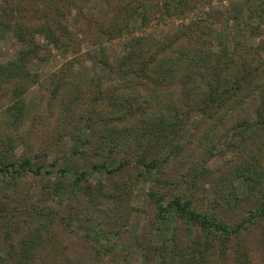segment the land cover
Here are the masks:
<instances>
[{"label": "trees", "instance_id": "obj_1", "mask_svg": "<svg viewBox=\"0 0 264 264\" xmlns=\"http://www.w3.org/2000/svg\"><path fill=\"white\" fill-rule=\"evenodd\" d=\"M81 1L0 0V30H11L21 44L15 58L0 61L1 95L11 93L6 114L0 117L2 175L16 177L43 168L40 158L44 153L36 152L34 157L15 153L21 137L17 128L24 108L22 95L37 82L29 67L41 48L36 35L54 47H74L75 37L61 20L73 11L75 22L79 17L86 22L91 35L87 42L102 50L94 58L99 71L84 83L71 77L75 56L54 73L57 82L51 99L56 100L62 88L65 92L55 125L56 140L69 132L74 144L63 157L65 164L42 183V194L13 192L0 200V264H105L106 241L127 229L136 210L131 202L134 188L152 173L149 178L158 189L146 192L155 209L148 225L149 229L165 230L166 235L160 245L136 235L140 264H151L153 255L167 264H209V254L210 264H231L219 260L230 257L229 249L235 251L234 263L253 264L249 251L257 246L262 247L264 264V58L260 53L257 57L241 54L240 39L234 50L226 45L212 49L210 34L204 29L206 20L196 17L162 38L129 36L122 54L108 60L103 42L128 33L130 17L137 14L143 19L145 13L138 10L135 0H102L108 7L97 9V18L95 7L86 14L78 5ZM191 1L162 0L161 7L166 14L181 15ZM233 5L234 16L243 11L240 5ZM248 10L262 17L264 0ZM244 24L242 21L236 28H244ZM106 70L124 82L123 90L116 92L113 80H105ZM176 80L177 97L169 89ZM81 86L92 88L90 98L107 107L100 113L85 110L81 115L83 120L97 117L100 127H82L73 118ZM131 86L146 93L129 91ZM251 94L255 97L252 108L226 123L227 109L241 105ZM194 117L210 120L199 155L192 149L186 153L180 140L182 129ZM215 155L224 157L222 162L208 167L206 162ZM82 162L102 168L104 176L92 181ZM177 163L187 164L179 192L174 191L178 183L169 174L177 170ZM240 182L245 185L242 191ZM50 201L58 206L51 207ZM63 205L67 208L64 214ZM84 220L87 227L76 232L72 244L73 238L66 243L63 234L75 231L74 225L81 226ZM181 227L184 233L188 230V237L195 227L201 238L182 241ZM2 232L9 237L4 252Z\"/></svg>", "mask_w": 264, "mask_h": 264}, {"label": "rangeland", "instance_id": "obj_2", "mask_svg": "<svg viewBox=\"0 0 264 264\" xmlns=\"http://www.w3.org/2000/svg\"><path fill=\"white\" fill-rule=\"evenodd\" d=\"M260 0H192L191 3L186 5L185 11L181 15H169L164 12L161 7L162 0H135V3H139L138 10L144 11L145 18L137 14H133L129 19V31L128 33H123L122 36L116 37L111 40H106L103 42V52L106 54L108 60H111L117 56H120L124 51L125 41L129 36H137L142 34H152L155 37L162 38L166 33L173 32L176 28L180 27L183 23L188 22L192 18L202 17L205 21L204 29L210 34L212 41V49L218 50L222 45H226L227 49L234 50V43L236 39H240L242 43L239 52L241 54L248 53L254 54L257 57V53H260L261 57L264 58V15L258 17L257 14L250 13L249 8L252 6H257ZM233 4H238L241 6L243 11L238 15H233L232 8ZM78 5L84 7V11L87 14L92 11L95 7L94 13L98 18L100 14L97 13V9L102 8L105 10L108 5L102 0H82ZM249 11V12H248ZM73 11L61 19L63 24H66L70 30V35L75 37L76 44L74 47L71 44H67L65 47H54L46 39L40 35H36L38 43L41 44V48L38 50V55L33 57L29 61V67L36 79V83L30 85L28 90L22 95L24 108L23 113L20 115L17 131L21 135L16 141L15 153L18 155L23 153H28L34 157L36 152L44 153L40 158L41 163H43V168L41 172L35 173L31 170H27L21 173L19 176L11 177L10 175L0 174V200H6L8 195L12 196V193H31L35 197L43 192L42 183L46 179H52L55 176V170L63 166L64 156H67L74 141L69 132L64 135L60 140H56L59 133L55 129L57 125V118L59 117V112L62 110L63 103V91L61 89L56 100L51 99L52 89L54 84H56V76L54 73L57 71L59 66H61L66 60L77 57V62L75 63V69L71 75L72 78H81V82L87 80L90 75L99 71V67L94 63L95 55L98 54L100 50L99 46H94L87 41L91 38L90 33L86 29V22L84 19L79 17V21L75 22L73 20ZM244 21L243 27H237V24ZM253 26V28H252ZM255 31V32H254ZM256 31H259L256 33ZM240 32V33H239ZM239 33V34H238ZM66 36L69 35L66 33ZM21 47V44L16 40L13 32L9 29L0 30V61L5 62L15 58L17 50ZM78 50L76 51L75 49ZM102 50H100L101 52ZM239 53V54H240ZM102 54V52H101ZM79 72V73H78ZM104 73V74H103ZM105 80L114 82L113 87L118 90H123L124 82L114 76V74H109L108 71H103ZM130 77L131 75H126ZM121 78V77H119ZM132 78V77H130ZM178 81H174L169 87L173 90V95L177 97L179 95ZM130 85V84H129ZM81 98L78 100L80 103L74 111L73 118L76 123L81 122L82 125H94L100 127L101 124L97 122V117L82 119L81 115L85 114L86 110H93L96 113L100 111L107 110L106 105L103 101H93L91 97L92 88L88 89L86 86H81ZM129 91L142 92L139 86L128 87ZM89 90V92H88ZM4 95H1L0 91V117L5 116V110L7 106L11 103V93L8 91ZM238 97V96H237ZM255 97L253 94L249 95L242 104L237 105L233 109H227V122L232 123L237 116H241L247 113L252 108V103L255 102ZM128 121H123L127 123ZM208 126H210V120H197L194 117L187 126L182 129L180 140L185 143L186 153L191 149L193 152L199 155L200 143L202 142V135L204 132H208ZM227 125L224 123L223 127ZM70 126H68V129ZM73 129V126L69 130ZM12 131V129H10ZM76 130V129H74ZM73 130V131H74ZM61 131V130H60ZM72 132V131H71ZM12 133H16L13 131ZM83 147V146H82ZM192 152V151H191ZM196 157H199V156ZM228 153L226 156H229ZM190 160L187 159V163L191 164ZM224 157L220 155H215L206 162L208 167H215L219 165ZM73 163V161L71 162ZM188 163V164H189ZM82 168H84L88 174V177L95 181L98 177L104 176V171L102 168L93 169L89 164L82 162ZM187 169V164L179 166L177 163V170L171 171L169 174L173 175L178 183L174 191L179 192L182 187L180 184L181 175ZM48 170V171H46ZM50 171V172H49ZM185 173V172H184ZM153 174V173H152ZM151 174V175H152ZM150 175V176H151ZM148 177H142L137 186H135L131 202L136 207V210L130 216V221L128 222V227L118 236H112L105 245L107 249L103 256L105 264H140L138 261L140 246L136 242V235H139L140 239L146 241L149 239L150 242L160 245L163 237L166 235L165 230H153L149 229V219L150 215L155 211L154 207L149 203L146 192L150 189L157 188L158 185L155 184L154 180ZM240 190L245 188V185L240 182ZM172 188V187H171ZM170 188V189H171ZM183 189V188H182ZM184 190V189H183ZM189 191V189H188ZM42 194V193H41ZM206 202V201H205ZM51 207H56L58 204L55 201H50ZM67 208L65 205L61 207V213H66ZM87 221L79 225H74V230L71 233L63 234L64 240L68 243L70 238L75 237L76 232L87 227ZM179 231V236L184 241L192 239H200L199 231L193 227V233L188 237L187 231L184 233L183 227ZM196 229V230H195ZM17 235V234H15ZM147 236V237H146ZM15 237V236H14ZM2 244L1 251L4 252L7 248L8 234L5 232L1 233ZM73 238L69 243L72 244ZM169 242V241H168ZM171 242V241H170ZM169 242V243H170ZM77 245L80 246V243ZM234 246L231 245V248ZM252 248V247H251ZM74 250V248H73ZM253 251V252H252ZM249 251L251 258H253L255 264H262V247L257 246ZM230 257L226 260L219 259L220 261L229 262L231 264H236L232 260L235 254L233 249H229ZM215 262L216 260H212ZM253 263V264H254ZM48 264V263H47ZM151 264H167L163 262L160 257L153 255L151 257ZM209 264H210V254H209ZM218 264V263H217ZM239 264V263H238Z\"/></svg>", "mask_w": 264, "mask_h": 264}]
</instances>
